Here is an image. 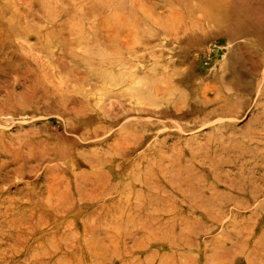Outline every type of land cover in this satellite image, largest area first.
Instances as JSON below:
<instances>
[{"label":"rangeland","instance_id":"1","mask_svg":"<svg viewBox=\"0 0 264 264\" xmlns=\"http://www.w3.org/2000/svg\"><path fill=\"white\" fill-rule=\"evenodd\" d=\"M0 264H264V0H0Z\"/></svg>","mask_w":264,"mask_h":264}]
</instances>
